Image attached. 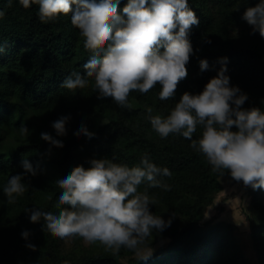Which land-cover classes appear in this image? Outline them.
<instances>
[{"label": "trees", "instance_id": "16d2710c", "mask_svg": "<svg viewBox=\"0 0 264 264\" xmlns=\"http://www.w3.org/2000/svg\"><path fill=\"white\" fill-rule=\"evenodd\" d=\"M127 2L121 0L119 14L123 15ZM257 3L259 0H189L199 25H193L188 35L193 53L186 65L187 78L169 100L159 99L160 86L156 85L146 94L133 91L128 97L130 107L122 108L110 97L97 98L93 78H87L88 86L83 89L62 87L72 73L86 75L83 65L92 56L71 23V13L44 23L38 4L24 8L19 0H0L4 13L0 17V264H248L234 226L215 222L217 216L204 220L205 210L223 188V175L213 171L207 158L191 147V140L176 133L161 138L151 126L147 108L152 109L151 115L166 118L185 92L196 95L203 91L223 66L221 58L226 57L230 86L248 96L242 109L257 107L264 112V38L253 33L242 18L246 8ZM201 60L209 65L203 72ZM61 117L69 119L66 135L58 136L52 125ZM81 125L95 135L91 139L74 135ZM22 127L28 132L23 133ZM202 131L198 126L192 140L198 141ZM41 133L62 141L63 147L43 140ZM144 157L171 172V176L158 177L170 190L151 188L147 182L138 189L156 199L149 206L153 214L166 221L171 218L169 227L162 232L153 230L140 246L168 239L147 260L133 257L134 252L126 248L114 255L100 243L81 254H66L42 218L31 221L27 209L58 215L65 207H57L62 189L56 181L77 166L87 169L92 159H107L134 167ZM25 159L35 176L25 175ZM17 174L24 177L21 182L26 191L10 204L3 189ZM224 175L230 176L227 171ZM251 201V215L246 220L258 262L264 264V193L253 192ZM24 231L29 233L26 239ZM123 257L129 258L122 262Z\"/></svg>", "mask_w": 264, "mask_h": 264}, {"label": "clouds", "instance_id": "9594fccd", "mask_svg": "<svg viewBox=\"0 0 264 264\" xmlns=\"http://www.w3.org/2000/svg\"><path fill=\"white\" fill-rule=\"evenodd\" d=\"M19 2L24 8L38 4L39 18L44 23L71 13L72 25L84 37V47L92 52L83 65L86 75L72 73L65 77L63 88L83 89L88 86L87 78H93L98 99L110 97L127 108L133 91L146 94L159 85V99L166 101L174 97L178 84L187 78L186 65L193 53L188 35L193 25H199L189 0H128L123 15L118 11L121 0ZM3 15L0 12V17ZM242 18L253 33L259 32L264 38V0L247 7ZM220 62L223 66L217 76L209 80L201 93L185 92L166 118L151 115L149 107L148 119L161 138L176 133L191 140V147L207 158L213 171L221 175L227 171L245 186L264 189V112L257 107L242 109L248 96L230 86V77L225 74L227 58ZM208 68L207 60H201V71ZM68 119L61 117L53 123L58 136L66 135ZM198 126L203 129L202 137L192 140ZM233 127L237 130L232 131ZM22 132L27 133L28 129L22 127ZM74 135L91 139L95 134L81 125ZM41 138L63 147L62 141L48 133H41ZM90 165L87 169L77 166L56 181L62 189L57 207L65 206L58 215L39 208L27 209L31 221L42 218L47 230L61 240L80 237L86 244L99 242L114 255L126 248L139 260H147L153 249L142 251L140 246L153 230L162 232L169 227L171 218L166 221L153 214L149 206L155 205L156 199L147 190L138 189L147 182L151 188L170 190L158 177L171 176V172L147 157L134 167L107 159H92ZM22 167L25 175L37 174L27 159L22 161ZM22 179L17 174L8 180L3 189L8 203H15V197L25 193ZM28 235L27 231L22 233L25 239Z\"/></svg>", "mask_w": 264, "mask_h": 264}, {"label": "rangeland", "instance_id": "374dc122", "mask_svg": "<svg viewBox=\"0 0 264 264\" xmlns=\"http://www.w3.org/2000/svg\"><path fill=\"white\" fill-rule=\"evenodd\" d=\"M222 183V190L216 196L213 205L207 207L204 213V220H209L212 216H217L215 222L230 223L234 226L233 233L236 237L238 246L240 247L243 257L248 264H259L257 256L254 251L253 242L251 240V231L248 227L246 215H251L252 195L253 192L258 191L264 193V189H253L250 186H245L242 181L237 182L228 175H223L220 178ZM59 239V238H58ZM99 242L94 244H86L80 237L61 240L59 245L62 251L66 254H81L94 247ZM168 243L167 238H162L154 242L151 246L141 249L146 250L152 248L155 252L159 247L165 246ZM152 252V253H153ZM137 258L136 254L132 255ZM129 257L120 258L122 262H126Z\"/></svg>", "mask_w": 264, "mask_h": 264}]
</instances>
